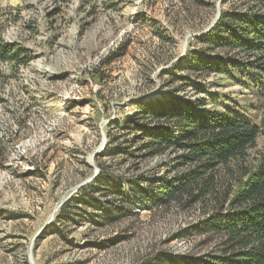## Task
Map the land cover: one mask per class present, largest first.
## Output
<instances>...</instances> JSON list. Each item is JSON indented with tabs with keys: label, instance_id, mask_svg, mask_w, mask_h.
Wrapping results in <instances>:
<instances>
[{
	"label": "rangeland",
	"instance_id": "rangeland-1",
	"mask_svg": "<svg viewBox=\"0 0 264 264\" xmlns=\"http://www.w3.org/2000/svg\"><path fill=\"white\" fill-rule=\"evenodd\" d=\"M245 3L0 1L3 40L30 56L17 69L0 63V264H162L219 253V236L194 229L205 209L127 208L99 194L82 207L71 199L100 175L97 164L124 186L165 174L170 156L125 153L138 146L126 148L131 137L121 130L136 104L197 101L263 121V93L188 68L196 54H223L202 53L204 39L222 13L243 12ZM69 202L71 218L58 220Z\"/></svg>",
	"mask_w": 264,
	"mask_h": 264
},
{
	"label": "trees",
	"instance_id": "trees-1",
	"mask_svg": "<svg viewBox=\"0 0 264 264\" xmlns=\"http://www.w3.org/2000/svg\"><path fill=\"white\" fill-rule=\"evenodd\" d=\"M244 1L243 12L222 13L204 39L202 53L222 50L223 54H196L188 68L198 78L218 74L232 85L264 95V0ZM29 61L26 49L3 40L0 26V63L17 69ZM135 110L137 115L121 130L131 137L126 148L138 146L125 153L143 159L170 156L165 174L137 177L124 186L97 164L100 175L89 191L82 189L71 201L93 207L91 197L99 194L116 198L127 208L139 204L147 210L205 209L194 229L219 236V253L178 263L162 259V264H264V119L259 123L228 109H206L200 102L176 99L136 104ZM259 140L262 148L251 157ZM69 204L61 207L58 220L71 218Z\"/></svg>",
	"mask_w": 264,
	"mask_h": 264
}]
</instances>
